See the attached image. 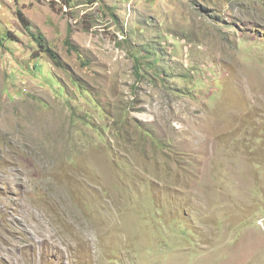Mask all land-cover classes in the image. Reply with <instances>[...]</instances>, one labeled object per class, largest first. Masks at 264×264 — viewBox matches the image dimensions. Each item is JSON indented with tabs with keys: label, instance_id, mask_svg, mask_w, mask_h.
<instances>
[{
	"label": "rangeland",
	"instance_id": "374dc122",
	"mask_svg": "<svg viewBox=\"0 0 264 264\" xmlns=\"http://www.w3.org/2000/svg\"><path fill=\"white\" fill-rule=\"evenodd\" d=\"M0 264H264V0H0Z\"/></svg>",
	"mask_w": 264,
	"mask_h": 264
},
{
	"label": "trees",
	"instance_id": "16d2710c",
	"mask_svg": "<svg viewBox=\"0 0 264 264\" xmlns=\"http://www.w3.org/2000/svg\"><path fill=\"white\" fill-rule=\"evenodd\" d=\"M51 1H55V0H51ZM64 1H66V3H69L70 0H64ZM18 15L25 25L30 26V23L27 20L25 14L23 12H19ZM34 37H35L36 41L39 43V45L43 48V51L48 53L49 56L53 59V61L56 64H60L59 56L57 55V53L55 52V50L52 47H50L48 44L45 43L44 35L42 33H39V34H34ZM3 38H5V36Z\"/></svg>",
	"mask_w": 264,
	"mask_h": 264
}]
</instances>
